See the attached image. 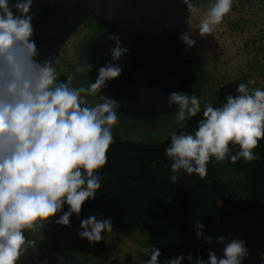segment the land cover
Masks as SVG:
<instances>
[{"label":"clouds","instance_id":"1","mask_svg":"<svg viewBox=\"0 0 264 264\" xmlns=\"http://www.w3.org/2000/svg\"><path fill=\"white\" fill-rule=\"evenodd\" d=\"M191 15L200 9L183 0ZM234 0H213L198 25L201 38L211 35L231 13ZM33 0H0V264H20L29 251L39 248L27 233H37L55 222L71 227L86 201L95 200L101 189L100 172L108 163L107 153L115 143L113 129L119 124L120 104L104 93L109 81L122 75L118 63L129 54L119 34L107 36L114 46L111 61L98 67L95 82L73 86L74 75L60 80L54 58H42L34 40ZM110 20V17H105ZM188 48L196 41L189 32L181 34ZM76 73L93 71L92 65L76 66ZM240 83L236 95L218 107L201 109L195 94L173 91L168 95L175 119L184 122L203 112L194 133L172 134L165 150L171 161L170 181L176 184L181 172L207 175L212 160L250 163L264 139V89ZM99 102L90 103L89 97ZM238 146V151L232 148ZM65 205L67 211H63ZM57 216H59L58 219ZM77 235L89 244H99L113 232L112 219L90 215L80 222ZM196 238L212 244L204 225H195ZM222 255L209 251L208 259L183 254L164 264H244L250 256L246 241L220 236ZM143 264H160L158 248L148 249ZM264 264V254L261 255ZM42 264H48L44 259Z\"/></svg>","mask_w":264,"mask_h":264},{"label":"trees","instance_id":"2","mask_svg":"<svg viewBox=\"0 0 264 264\" xmlns=\"http://www.w3.org/2000/svg\"><path fill=\"white\" fill-rule=\"evenodd\" d=\"M89 20L93 22L95 37L99 30L94 21ZM187 22L188 18L185 29ZM90 40L79 46L78 65H85L86 46ZM182 49L181 43V56ZM190 62L192 80L187 93H195L199 97L202 110L207 104L218 107L226 102L227 96L237 94L236 89L241 82L219 86L212 95L207 96L204 93L209 83L207 71L202 65ZM73 75L74 81L78 80L82 86L89 84L87 72ZM66 77L63 73L58 74L62 81ZM88 99L92 104L99 102L98 96ZM117 114L119 124L113 129L115 143L109 148L108 163L100 172L101 189L95 200L85 202L79 216L74 214L71 217V226L80 225L81 220L90 215L98 219L110 217L113 229L141 237L147 248H158L166 259L192 254L194 258L207 261L208 253L215 248L216 239L227 221L252 214L264 221V139L254 150L258 159L250 163L245 164L243 160L236 164L229 160L217 163L212 160L203 178L181 172L177 183L172 184L169 179L171 161L165 155L171 136L174 133H194L203 112L182 122L180 128L161 141H152V138L133 140L121 133H125L133 122L139 132L151 133L150 122L172 114L160 115L152 120H132ZM232 151H238V146L233 147ZM67 210L68 206L65 205L63 211ZM197 222L204 225V235L212 237V244L196 238ZM78 261L88 264L81 259ZM184 264H187L186 260ZM256 264H262L261 260Z\"/></svg>","mask_w":264,"mask_h":264},{"label":"water","instance_id":"3","mask_svg":"<svg viewBox=\"0 0 264 264\" xmlns=\"http://www.w3.org/2000/svg\"><path fill=\"white\" fill-rule=\"evenodd\" d=\"M34 40L42 58L54 62L64 43L88 19L99 34L86 46L85 65L89 83L95 82L98 67L111 61L109 33L119 34L129 54L118 62L123 71L109 81L104 93L115 99L117 112L132 120H152L171 115L168 95L187 93L192 80V63L180 55L181 34L189 11L183 0H33ZM110 17L106 20L105 17ZM20 264H81L58 245L38 244Z\"/></svg>","mask_w":264,"mask_h":264},{"label":"rangeland","instance_id":"4","mask_svg":"<svg viewBox=\"0 0 264 264\" xmlns=\"http://www.w3.org/2000/svg\"><path fill=\"white\" fill-rule=\"evenodd\" d=\"M200 9L199 15H188L185 32L196 41L195 47L188 48L183 44L182 56L192 62L202 65L209 77L208 86L204 92L207 96L224 84L230 82L248 83L252 89H264V0H234L233 8L215 31L201 38L198 25L213 0H192ZM92 21H86L64 43L54 62L57 73L75 74L79 62V46L90 40L95 34ZM75 87L82 86L78 80L73 81ZM140 123L139 121L137 122ZM132 123L121 135L133 140L161 141L174 130L182 126L177 122L175 113L171 116H161L150 122V132H139ZM139 137V138H138ZM80 225L64 227L52 222L45 230L37 233H27L29 238L38 244H56L65 253L88 264H143L150 257L144 240L130 233L113 229L107 233L99 244H89L78 237ZM226 239L246 241L250 256L244 264H256L264 254V221L256 214L248 217H235L227 221L219 236ZM223 245L216 244L214 251L222 255ZM78 257V258H77ZM80 258V259H79ZM160 264L167 260L161 255Z\"/></svg>","mask_w":264,"mask_h":264},{"label":"flooded vegetation","instance_id":"5","mask_svg":"<svg viewBox=\"0 0 264 264\" xmlns=\"http://www.w3.org/2000/svg\"><path fill=\"white\" fill-rule=\"evenodd\" d=\"M87 21H88V20H87ZM85 42H87V41H85ZM85 42H84V43H85Z\"/></svg>","mask_w":264,"mask_h":264}]
</instances>
